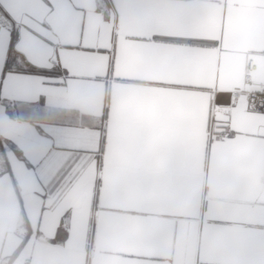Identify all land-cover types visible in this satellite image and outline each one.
Listing matches in <instances>:
<instances>
[{
	"label": "crops",
	"instance_id": "crops-1",
	"mask_svg": "<svg viewBox=\"0 0 264 264\" xmlns=\"http://www.w3.org/2000/svg\"><path fill=\"white\" fill-rule=\"evenodd\" d=\"M107 7L28 0L12 44L0 35V67L7 50L11 70L29 72L14 47L24 29L21 50L52 69L27 98L57 105L47 116L18 101L0 110V264H264V113L239 98L214 116L230 135H207L246 53L264 54V0ZM59 123L85 126L89 151L42 178L40 146L25 141Z\"/></svg>",
	"mask_w": 264,
	"mask_h": 264
},
{
	"label": "snow or ice",
	"instance_id": "snow-or-ice-1",
	"mask_svg": "<svg viewBox=\"0 0 264 264\" xmlns=\"http://www.w3.org/2000/svg\"><path fill=\"white\" fill-rule=\"evenodd\" d=\"M28 0H9L8 4H0V35L7 32L9 44H12V27L19 25L27 14ZM8 21V27L3 26V21ZM24 29L16 27L15 51L24 56L32 71L13 72L11 70L13 60L9 59L7 50L5 51L4 64L0 67V110L8 111L6 102L18 101L22 104L32 106V112L37 115H53L57 105L54 104L45 93H35L34 98L27 97L33 95V80H40L43 84L52 72L42 64H36L23 52L20 42L23 38ZM67 71V69H66ZM88 129L83 125H72L70 123H59L50 129L47 138H29L25 143L29 146L38 144L40 154L32 159V164L38 170L42 178L54 176L63 169L70 160H73L77 152H86L89 149L82 147L83 134Z\"/></svg>",
	"mask_w": 264,
	"mask_h": 264
},
{
	"label": "built area",
	"instance_id": "built-area-1",
	"mask_svg": "<svg viewBox=\"0 0 264 264\" xmlns=\"http://www.w3.org/2000/svg\"><path fill=\"white\" fill-rule=\"evenodd\" d=\"M107 4V10L102 8L100 14L104 15L106 13H113L112 0H103ZM53 67H58L57 60H51ZM243 98L246 106L256 112L264 113V54L248 52L245 55L244 72L241 84L232 90H230V100L226 105H213L211 110V118L209 129L207 132L208 139H224L230 135V129L224 128L221 130H216L215 126V114L219 115H229L230 110L235 105L237 99ZM103 163L99 160L97 169L100 172ZM98 185L95 187L97 191ZM93 218L90 222L89 235H88V252L90 251V239L93 228ZM66 229V226L63 225Z\"/></svg>",
	"mask_w": 264,
	"mask_h": 264
}]
</instances>
